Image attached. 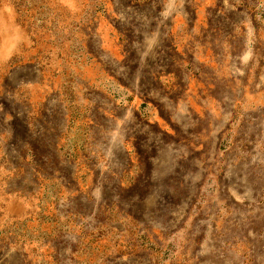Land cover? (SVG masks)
I'll list each match as a JSON object with an SVG mask.
<instances>
[{"label":"rangeland","instance_id":"374dc122","mask_svg":"<svg viewBox=\"0 0 264 264\" xmlns=\"http://www.w3.org/2000/svg\"><path fill=\"white\" fill-rule=\"evenodd\" d=\"M0 264H264V0H0Z\"/></svg>","mask_w":264,"mask_h":264},{"label":"crops","instance_id":"0c3cea01","mask_svg":"<svg viewBox=\"0 0 264 264\" xmlns=\"http://www.w3.org/2000/svg\"><path fill=\"white\" fill-rule=\"evenodd\" d=\"M209 46L208 47H204V46H195L193 49V54L191 55L192 57V61L189 60L190 62H193L192 65L194 66V68H189L187 69L188 73H192L193 76L197 78L198 73H205L208 74V79H202L199 80L200 84L202 85L203 89H204V94L199 96L197 95V92L194 93L193 98L191 97H183L184 98V103L186 105V109H184V111H180L179 113L181 115H183L184 117L188 118L189 115H194V117L197 115L195 109L193 108V104L199 105V114L200 115H205L207 112H210V106H214V112H217V106L218 105H222V104H227L229 102V100L231 98L227 97V87H226V96H218V95H210L209 92H211L212 90H215L217 88V79H218V74H219V70L221 67H225L226 66V61L222 64L218 63L217 60V55L215 54V45L216 44V38L213 37V35L209 36ZM172 52H175L172 50ZM221 55V54H219ZM155 69V68H153ZM159 70H157L158 72H166V70H164L163 67H158ZM154 78V77H153ZM151 100L149 99V106H150V111L149 113H156V114H164L163 112H165L166 110H163V108H158L157 106H152ZM160 103V101L158 102ZM152 111V112H151ZM147 122V125H149V129L150 130H154L150 123L145 120ZM210 126L207 129H203L201 130V133L199 135L200 141L194 142V143H187L189 149H193L195 152L200 153L199 157H194L195 161H205L208 159L209 155L211 154V142H210V130H211ZM164 128H161V132H164ZM165 168V167H164ZM164 168H158L157 169V173H160ZM154 170L151 168L149 174H151V176H153Z\"/></svg>","mask_w":264,"mask_h":264}]
</instances>
